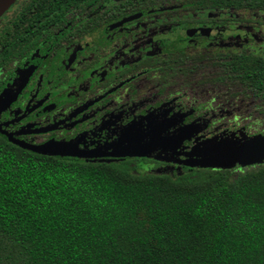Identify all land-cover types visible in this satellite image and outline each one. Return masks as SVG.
<instances>
[{
    "label": "trees",
    "instance_id": "obj_1",
    "mask_svg": "<svg viewBox=\"0 0 264 264\" xmlns=\"http://www.w3.org/2000/svg\"><path fill=\"white\" fill-rule=\"evenodd\" d=\"M21 1L58 21L73 7L114 0H15L7 10ZM159 1L184 6L178 27L209 12L264 24V0H126ZM195 64L264 112L259 49L182 51L156 66L172 78ZM166 147L143 155L166 163L105 162L34 151L0 133V264H264V164L236 174L178 166L161 155Z\"/></svg>",
    "mask_w": 264,
    "mask_h": 264
},
{
    "label": "flooded vegetation",
    "instance_id": "obj_2",
    "mask_svg": "<svg viewBox=\"0 0 264 264\" xmlns=\"http://www.w3.org/2000/svg\"><path fill=\"white\" fill-rule=\"evenodd\" d=\"M32 5L33 8L26 10V3L21 1L16 10L9 9L0 17V133L11 134L32 144L53 140L75 144L77 148L89 151L96 149L109 153L122 150L128 145L119 132L120 121L128 117L126 113L132 108L130 98L141 93L144 82H151L160 93L175 87L193 86L194 83L228 82L213 80L210 71L201 69L198 72L196 64L191 66L188 74L179 73L172 78L161 76L156 63L165 62V56L170 53L182 52L165 50L166 43L200 36L208 39L221 37L230 26L245 30L229 35L236 38L238 49L253 50L249 46L252 41L264 42V33L256 34L258 30L264 32L263 23L242 18L229 20L221 14L212 15V12L208 13L210 18L191 21L186 28L178 27L184 7L181 4L159 10L156 3L133 6L126 0L105 1L83 8L73 7L66 15L64 11L58 21H48L50 14L41 17L44 10H40L36 2ZM131 23L142 27L156 24L155 34L159 37L142 39L136 45L144 47L158 41L159 50L139 55L119 50L118 47L124 45L122 38L114 39V47L108 49L103 39L112 31L128 29ZM210 28H219L222 32L213 36L204 34V30ZM94 30L97 33L92 35ZM69 46L72 49H67ZM234 50L237 49L215 52L203 46L194 52H183L197 55L203 51L211 54ZM259 50L264 55V49ZM119 86L122 88L120 95ZM233 90L236 92L234 87ZM236 93L244 96L241 91ZM119 104L126 109L119 114L110 110ZM165 142L166 151L161 155L171 164L186 163L184 160L190 156L178 153L182 145L180 140L170 142L166 139ZM65 156L105 162L133 157L139 162H168L143 155Z\"/></svg>",
    "mask_w": 264,
    "mask_h": 264
},
{
    "label": "rangeland",
    "instance_id": "obj_3",
    "mask_svg": "<svg viewBox=\"0 0 264 264\" xmlns=\"http://www.w3.org/2000/svg\"><path fill=\"white\" fill-rule=\"evenodd\" d=\"M175 5L179 3L159 1L156 2L155 7L159 10H167ZM128 27V29L112 31L104 38L106 47L112 49L114 39L122 38L124 45L118 47L119 50H127L135 55L159 50L158 41L144 47L136 45L142 39L159 37L155 34V28H158L156 24L142 27L131 23ZM234 32L242 33L245 30L240 26H230L226 27V34L221 37L208 39L200 36L193 40L171 41L166 43L165 50L194 52L203 46H208L215 52L238 49L236 38L230 37ZM96 33L97 30H94L92 35ZM263 33L258 30L256 34L263 35ZM249 46L253 49H264V42L252 41ZM67 49L72 47L69 46ZM118 90L120 95L122 88ZM130 105L132 108L126 113L129 114L128 117L120 121L122 124L118 128L127 145L152 138L167 139L170 142L180 140L182 145L178 153L191 157L209 154L223 146V143H236L241 137L257 136L264 139V112L261 113L256 108L255 100L234 92L230 82L201 85L194 83L193 86L175 87L160 93L156 86L146 81L141 87V93L131 96ZM125 107L119 104L110 110L119 114L121 110L126 109ZM262 164L264 162L249 166L237 164L231 169L236 174Z\"/></svg>",
    "mask_w": 264,
    "mask_h": 264
},
{
    "label": "water",
    "instance_id": "obj_4",
    "mask_svg": "<svg viewBox=\"0 0 264 264\" xmlns=\"http://www.w3.org/2000/svg\"><path fill=\"white\" fill-rule=\"evenodd\" d=\"M15 0H0V16L10 7ZM219 28L205 29L204 34L213 36L221 33ZM9 139L22 147L49 153L53 155H71L78 157H95L104 154L114 156L124 155H144L155 150L162 145L166 139L152 138L148 142L138 141L133 145H128L122 150H115L109 153L100 152L99 150H83L76 147L75 144L49 140L42 144H32L21 139L12 137L7 134ZM215 147V146H214ZM192 166L207 167V168H233L239 164L241 166H249L264 162V139L257 136L241 137L236 143H223L216 151L201 156H191L184 160Z\"/></svg>",
    "mask_w": 264,
    "mask_h": 264
}]
</instances>
